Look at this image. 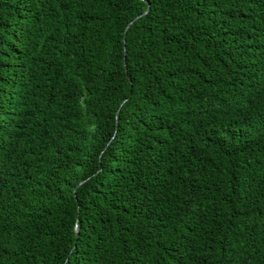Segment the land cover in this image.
I'll list each match as a JSON object with an SVG mask.
<instances>
[{
    "label": "trees",
    "instance_id": "16d2710c",
    "mask_svg": "<svg viewBox=\"0 0 264 264\" xmlns=\"http://www.w3.org/2000/svg\"><path fill=\"white\" fill-rule=\"evenodd\" d=\"M0 264H264V0H0Z\"/></svg>",
    "mask_w": 264,
    "mask_h": 264
},
{
    "label": "water",
    "instance_id": "95a60500",
    "mask_svg": "<svg viewBox=\"0 0 264 264\" xmlns=\"http://www.w3.org/2000/svg\"><path fill=\"white\" fill-rule=\"evenodd\" d=\"M150 7V6H149ZM145 13H147V10H145L142 14H140V15H138V16H136L130 23H129V25L130 24H132L138 17H140L141 15H143V14H145ZM118 113H119V111H118ZM118 121V120H117ZM76 230H77V234H78V231H79V225L77 224L76 225Z\"/></svg>",
    "mask_w": 264,
    "mask_h": 264
},
{
    "label": "bare ground",
    "instance_id": "6f19581e",
    "mask_svg": "<svg viewBox=\"0 0 264 264\" xmlns=\"http://www.w3.org/2000/svg\"><path fill=\"white\" fill-rule=\"evenodd\" d=\"M147 229V228H146ZM151 231V230H150ZM93 239V238H92Z\"/></svg>",
    "mask_w": 264,
    "mask_h": 264
}]
</instances>
